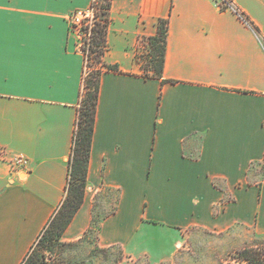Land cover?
Wrapping results in <instances>:
<instances>
[{
    "label": "crops",
    "instance_id": "0c3cea01",
    "mask_svg": "<svg viewBox=\"0 0 264 264\" xmlns=\"http://www.w3.org/2000/svg\"><path fill=\"white\" fill-rule=\"evenodd\" d=\"M92 1L0 0V264L23 262L65 197L84 69L68 18ZM231 2L256 30L217 0L111 1L103 60L120 71L101 77L83 201L61 241L96 218L97 246L128 255H170L193 226L264 235V0ZM158 18L162 77L145 78L139 43Z\"/></svg>",
    "mask_w": 264,
    "mask_h": 264
},
{
    "label": "trees",
    "instance_id": "16d2710c",
    "mask_svg": "<svg viewBox=\"0 0 264 264\" xmlns=\"http://www.w3.org/2000/svg\"><path fill=\"white\" fill-rule=\"evenodd\" d=\"M111 1L93 0L90 4L94 5L96 9L94 14L95 19L91 28L92 35L88 47L82 46L80 48L84 55V69L68 161L66 194L39 234L35 245L49 246L53 243L54 246L56 242H61L63 231L83 201L101 77L106 72L120 71L116 64H107L103 60L107 49L106 34ZM236 11L247 20L249 26L255 29L243 12L238 9ZM167 34L168 18H158L156 21V33L144 38L148 44V50L144 57H146L147 63L150 65L147 72L144 71V67L139 61L141 60L140 56L136 57L143 77H162ZM33 249L34 246L21 264H45L44 259H41L37 252L33 253ZM238 254L240 257L238 264H264V253H261L259 249L244 248Z\"/></svg>",
    "mask_w": 264,
    "mask_h": 264
},
{
    "label": "rangeland",
    "instance_id": "374dc122",
    "mask_svg": "<svg viewBox=\"0 0 264 264\" xmlns=\"http://www.w3.org/2000/svg\"><path fill=\"white\" fill-rule=\"evenodd\" d=\"M73 14L75 12L70 17ZM138 50L139 61L147 72L150 65L144 57L148 50L145 40L140 41ZM256 170L259 172L260 167L257 166ZM114 195V192L100 193L96 203L101 215L111 209L106 200ZM100 204L106 206L102 208ZM96 219L92 228L78 241H61L48 247L38 244L34 246L33 253L37 252L45 264H238V253L244 248H255L264 253V235L257 234L252 227L235 224L220 232L195 226L186 228L183 237L171 248L170 255H161L156 251L153 255H128L117 245L106 248L97 246Z\"/></svg>",
    "mask_w": 264,
    "mask_h": 264
},
{
    "label": "built area",
    "instance_id": "2783aa9c",
    "mask_svg": "<svg viewBox=\"0 0 264 264\" xmlns=\"http://www.w3.org/2000/svg\"><path fill=\"white\" fill-rule=\"evenodd\" d=\"M217 4L221 9H231L246 25L249 26L247 20L236 11L231 0H217ZM95 11L96 9L94 5H90L87 9L75 11V14L71 17L69 16L71 19L68 18L69 29L75 33L79 48L82 46L88 47L90 43L92 35L91 28L95 19ZM12 166L14 169L27 170L28 160L23 156H18L12 162Z\"/></svg>",
    "mask_w": 264,
    "mask_h": 264
}]
</instances>
